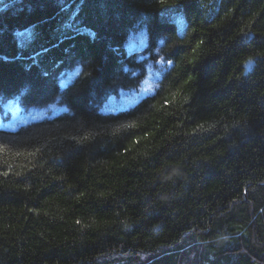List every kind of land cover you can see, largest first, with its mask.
Instances as JSON below:
<instances>
[{
	"label": "trees",
	"instance_id": "obj_1",
	"mask_svg": "<svg viewBox=\"0 0 264 264\" xmlns=\"http://www.w3.org/2000/svg\"><path fill=\"white\" fill-rule=\"evenodd\" d=\"M11 102L0 264H264V0H3Z\"/></svg>",
	"mask_w": 264,
	"mask_h": 264
},
{
	"label": "rangeland",
	"instance_id": "obj_2",
	"mask_svg": "<svg viewBox=\"0 0 264 264\" xmlns=\"http://www.w3.org/2000/svg\"><path fill=\"white\" fill-rule=\"evenodd\" d=\"M3 0H0V2ZM147 38L143 33L133 36L128 44V50L131 53H138L144 50L147 46ZM160 76L155 70H149V75L145 80L143 86L137 91H123L116 97L109 99L104 107V111L118 112L123 109L133 107L138 101L154 93L156 84ZM60 109L58 107H51L44 110H29L22 108L17 103H9L4 106L2 112H0V127L4 129H16L20 125L26 124L33 120H38L48 113H58ZM4 112V114H3ZM3 114V115H2Z\"/></svg>",
	"mask_w": 264,
	"mask_h": 264
},
{
	"label": "snow or ice",
	"instance_id": "obj_3",
	"mask_svg": "<svg viewBox=\"0 0 264 264\" xmlns=\"http://www.w3.org/2000/svg\"><path fill=\"white\" fill-rule=\"evenodd\" d=\"M159 2L161 4H164L166 2V0H159ZM21 35H24V34H21ZM168 63H171V61H168ZM246 65L249 63V62H245ZM77 68H80L81 71L77 72L76 74V81H73L72 84L68 85V88L65 89V92H67L71 87L74 86L75 82H78L80 79L83 78V76L86 74V68H87V65L84 64L83 62H79L77 65H74L73 66V71H75ZM16 99V102L19 103V97L15 98ZM60 102L62 103H67V101L65 100L64 96H60L59 98ZM56 102V97L53 98V101L49 102V105L48 106H51V103H54ZM70 110V108H66L65 111H68Z\"/></svg>",
	"mask_w": 264,
	"mask_h": 264
}]
</instances>
